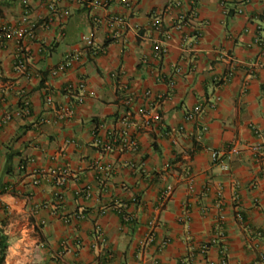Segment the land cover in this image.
<instances>
[{"label":"crops","instance_id":"0c3cea01","mask_svg":"<svg viewBox=\"0 0 264 264\" xmlns=\"http://www.w3.org/2000/svg\"><path fill=\"white\" fill-rule=\"evenodd\" d=\"M26 1L35 37L0 35L3 264H264V159L245 148L264 137V0H57L66 17ZM23 16L0 0V28ZM143 109L158 120L120 124ZM60 168L63 186L48 174Z\"/></svg>","mask_w":264,"mask_h":264},{"label":"built area","instance_id":"2783aa9c","mask_svg":"<svg viewBox=\"0 0 264 264\" xmlns=\"http://www.w3.org/2000/svg\"><path fill=\"white\" fill-rule=\"evenodd\" d=\"M73 1L77 4H81L82 2H84V0H73ZM138 1H140V0H123V3L126 6H129V5L136 3ZM47 2H48L47 7L53 15H55V16L60 15L61 17L68 16L67 11L60 12L58 10L57 0H47ZM22 5L24 8V16L20 20V24L15 25V26L3 25L0 28L1 38L5 39V40H20L24 37L29 38V39H33L35 37V28L37 27V24L29 21V5H28L27 1L22 0ZM111 23L120 24L121 20H119L117 18H112ZM41 27H43L44 29L47 30L49 27V24L43 23V24H41ZM153 27H155L156 29L159 27L158 21H155L153 23ZM81 40H82V42L85 43L86 47H91L93 44V37L91 34H89L87 36H84V35L81 36ZM165 52H166L165 49L156 48V56L163 55ZM78 60H79V56L77 54L67 55L61 64H59L56 68H54L50 71V76L56 77L60 74H63L64 72H66L67 70L72 68L73 65L78 62ZM16 66L19 69L25 68V65L23 62H19ZM45 103L47 105L52 104L51 96H48L45 98ZM1 107H2V102L0 99V111H1ZM200 111H201L200 106L195 107L192 111L187 113V115L185 116V120L189 121V122L192 121L195 118V116H197L200 113ZM21 113H23L25 115L29 114V104L27 101L23 102ZM16 115H19V114H16ZM139 116H140V121H134L130 117H124L120 120V124L124 125V126H139L140 128H147L152 123H154L158 120L157 116H154L153 114L149 113L145 109L139 111ZM11 120H12V115L9 113H6L3 116L2 120L0 121V127L3 126L4 124H7ZM255 133L261 137V133L258 130H255ZM97 144L100 146V145H102V142L98 141ZM104 148H105L104 150H106V151H111L112 147L110 144H107L104 146ZM245 148L254 156V158L256 159V161L258 163H262V161L264 159V137H263V141H261L260 143L255 144V145H247ZM240 151H241L240 148L237 147L236 145L228 147L227 150L224 152L225 159L228 160L231 158V156L238 155L240 153ZM222 157H224V156H222ZM220 159H221V157H220L219 153H213L212 154L213 162L219 163L221 170L227 171L228 165H226L225 163H220L221 162ZM29 161H30L29 162L30 164L33 162L32 160H29ZM21 169H25V166L21 167ZM46 174L47 173H44V172L33 173V175H34V179L32 180L33 185H39L41 180L44 177H46ZM48 174L51 175L53 178H55L57 186H63L65 183V179L69 175V171L67 169L60 168V169H56V170H51L50 172H48ZM171 194H172V189L167 188L162 193V195L160 197L161 204L164 203L171 196ZM57 198L60 199V196L58 195ZM124 219L128 222L130 220V217L128 215H126ZM150 226H151V230L146 235L145 240L142 243V246H146L154 238L155 229H156L157 225L154 221H152L150 223ZM98 239L100 240V242H103V238L101 237V235L98 236ZM167 243L168 242H165L164 245H166ZM205 250H206V247L203 246L202 251L204 252ZM223 264H225V263L223 262Z\"/></svg>","mask_w":264,"mask_h":264},{"label":"trees","instance_id":"16d2710c","mask_svg":"<svg viewBox=\"0 0 264 264\" xmlns=\"http://www.w3.org/2000/svg\"><path fill=\"white\" fill-rule=\"evenodd\" d=\"M7 243V238L3 235H0V264H3L4 262V257L7 250Z\"/></svg>","mask_w":264,"mask_h":264}]
</instances>
